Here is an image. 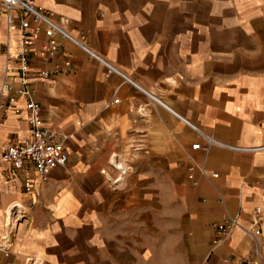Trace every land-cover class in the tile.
I'll return each mask as SVG.
<instances>
[{
  "label": "crops",
  "instance_id": "0c3cea01",
  "mask_svg": "<svg viewBox=\"0 0 264 264\" xmlns=\"http://www.w3.org/2000/svg\"><path fill=\"white\" fill-rule=\"evenodd\" d=\"M35 3L72 37L48 59L41 33L29 75L44 125L69 136V160L45 182L33 171L27 191L2 159L31 138L26 100L0 110V241L7 208L25 214L0 264H264V218L259 251L244 230L264 206V0ZM6 43L19 51L0 15V84ZM206 136L217 141L207 150ZM113 154L127 171L119 186L107 179L119 175ZM236 215L215 245L216 225Z\"/></svg>",
  "mask_w": 264,
  "mask_h": 264
},
{
  "label": "built area",
  "instance_id": "2783aa9c",
  "mask_svg": "<svg viewBox=\"0 0 264 264\" xmlns=\"http://www.w3.org/2000/svg\"><path fill=\"white\" fill-rule=\"evenodd\" d=\"M0 15L5 16L6 28L9 34L18 32L20 46L19 51L12 53L8 43L5 44L6 62L2 70L3 79L0 84V110L12 108L15 112L20 113L21 108L16 104L20 97H24L28 110L27 122H29L31 129V138L10 143L2 149V159L11 162L13 168L18 169L23 174L26 190L30 191L33 187L31 178L33 171L41 181L45 182L53 170L63 167L69 160V153L65 148V142L69 136L63 131L44 125L42 106L34 97L35 91H33L29 76L31 72L30 55L35 52L32 47L38 36L44 33L45 41L41 54L51 59L60 52V37L69 40H72V37L65 29L64 23L66 20L57 21L54 14L44 7L36 5L35 0H0ZM67 65H71V62L68 61ZM49 75L48 70L37 73V76L43 79L49 78ZM117 92L118 89L115 90L114 95ZM118 102L119 98L111 101L113 104ZM206 141L207 144L203 146L206 150L217 143L209 136H206ZM200 147L199 143L192 145L194 149H200ZM117 156L113 154L110 163L119 171V175L112 181L114 185L119 186L125 181L127 171L124 175L115 165L113 158ZM217 175V173H213L211 176L216 177ZM107 179L111 181L110 178ZM20 206L16 203L11 206L15 218L25 215ZM263 218L264 206L256 208L254 214L250 217L251 225L244 229L258 251ZM239 219L240 215H236L218 223L213 243L218 245L227 241L234 229L240 226ZM6 236L4 235L0 241V252L8 251L10 246V236L7 239ZM227 264H259V262L245 255Z\"/></svg>",
  "mask_w": 264,
  "mask_h": 264
},
{
  "label": "bare ground",
  "instance_id": "6f19581e",
  "mask_svg": "<svg viewBox=\"0 0 264 264\" xmlns=\"http://www.w3.org/2000/svg\"><path fill=\"white\" fill-rule=\"evenodd\" d=\"M17 205L19 203H16ZM12 206V205H11ZM11 206H9L6 210L7 214H8V220H7V230H8V234L7 236L5 237L6 239L10 236V232L13 230V228H15L16 224L18 225V218H15L14 217V214H13V211L11 210ZM21 207V206H20ZM16 211V210H15ZM31 261V260H30Z\"/></svg>",
  "mask_w": 264,
  "mask_h": 264
},
{
  "label": "rangeland",
  "instance_id": "374dc122",
  "mask_svg": "<svg viewBox=\"0 0 264 264\" xmlns=\"http://www.w3.org/2000/svg\"><path fill=\"white\" fill-rule=\"evenodd\" d=\"M118 158H121V157H119V156H117ZM108 177H110V175L108 176ZM111 180L113 181V178L111 177Z\"/></svg>",
  "mask_w": 264,
  "mask_h": 264
}]
</instances>
